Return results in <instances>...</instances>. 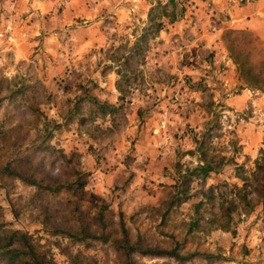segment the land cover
<instances>
[{
  "label": "rangeland",
  "instance_id": "obj_1",
  "mask_svg": "<svg viewBox=\"0 0 264 264\" xmlns=\"http://www.w3.org/2000/svg\"><path fill=\"white\" fill-rule=\"evenodd\" d=\"M0 222L44 264H264V0H0Z\"/></svg>",
  "mask_w": 264,
  "mask_h": 264
},
{
  "label": "trees",
  "instance_id": "obj_2",
  "mask_svg": "<svg viewBox=\"0 0 264 264\" xmlns=\"http://www.w3.org/2000/svg\"><path fill=\"white\" fill-rule=\"evenodd\" d=\"M18 174H20V176H23L20 172ZM30 182L34 183L35 180L31 179ZM84 230L85 228L82 225L81 234ZM89 236H93V238L98 237V235H94L93 233ZM104 240L107 241V238H105ZM123 247L127 248L129 253L133 251H141L144 253H152L158 255L167 253L172 254L177 258H191L199 254H204L199 251H193L187 254H182L180 253V251H178V241L172 249H161L156 247L142 249L137 244L131 243L127 234L123 239ZM207 256L211 257L214 255L208 254ZM0 258H2L1 260L6 262V264H44V255H42V253L38 250L36 244L32 241L30 235H28V233L22 229L9 228L4 222H0Z\"/></svg>",
  "mask_w": 264,
  "mask_h": 264
}]
</instances>
